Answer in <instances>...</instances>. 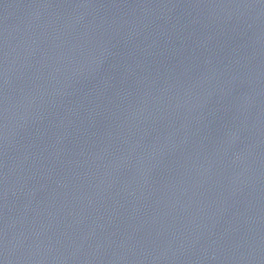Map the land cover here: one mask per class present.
Listing matches in <instances>:
<instances>
[{
  "label": "water",
  "instance_id": "1",
  "mask_svg": "<svg viewBox=\"0 0 264 264\" xmlns=\"http://www.w3.org/2000/svg\"><path fill=\"white\" fill-rule=\"evenodd\" d=\"M0 264H264V0H0Z\"/></svg>",
  "mask_w": 264,
  "mask_h": 264
}]
</instances>
